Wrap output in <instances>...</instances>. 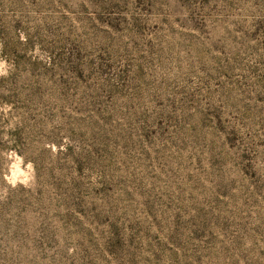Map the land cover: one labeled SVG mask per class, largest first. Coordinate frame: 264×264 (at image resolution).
<instances>
[{"label": "rangeland", "instance_id": "374dc122", "mask_svg": "<svg viewBox=\"0 0 264 264\" xmlns=\"http://www.w3.org/2000/svg\"><path fill=\"white\" fill-rule=\"evenodd\" d=\"M0 264H264V0H0Z\"/></svg>", "mask_w": 264, "mask_h": 264}, {"label": "clouds", "instance_id": "9594fccd", "mask_svg": "<svg viewBox=\"0 0 264 264\" xmlns=\"http://www.w3.org/2000/svg\"><path fill=\"white\" fill-rule=\"evenodd\" d=\"M14 168L16 167V165L13 166Z\"/></svg>", "mask_w": 264, "mask_h": 264}]
</instances>
